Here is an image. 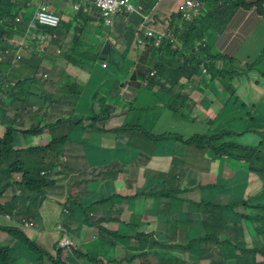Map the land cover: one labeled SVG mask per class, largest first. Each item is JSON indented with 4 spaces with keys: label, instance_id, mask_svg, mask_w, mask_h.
I'll return each instance as SVG.
<instances>
[{
    "label": "crops",
    "instance_id": "crops-1",
    "mask_svg": "<svg viewBox=\"0 0 264 264\" xmlns=\"http://www.w3.org/2000/svg\"><path fill=\"white\" fill-rule=\"evenodd\" d=\"M46 1L62 12L63 20L71 22L70 25L65 24V28L60 32L61 43H64L62 48L64 55L56 56L55 49L52 48L46 61L47 68L50 69L51 81L40 90H44L48 96L37 98L33 109L28 106L27 100L20 96L23 90L15 96L6 95L5 100L0 101V135L4 134L6 126L10 124L18 129H24L36 121L45 123L55 121L63 116L71 118V122L61 123L54 130L46 129L36 136L24 133L15 134L16 146L25 147L29 144H46L53 134L68 133L64 156L61 159L63 166L54 171V183L50 185L49 195L40 208L43 229L41 231L27 229L26 232L45 249L54 251L58 239L63 235L55 230L56 225L60 223L68 230L70 239L74 243V250L81 248L85 252L94 254L100 246H107L108 257L111 261L104 264H160V257L164 254L173 256L172 260L177 264H210L207 258L200 256L198 258L196 254L183 252L177 248L162 249L159 246L150 245L144 240V237L129 240L128 236L115 238L110 236L109 241L101 240L98 238L97 228L90 221L89 228H83L80 231L73 224L64 221L61 207L63 201H69L73 214L84 215V207L110 197L109 200H103L102 206L90 208L91 211L109 209L110 220L103 224L104 227L112 231L120 229L121 233L133 235V227L128 222L136 216L143 223L142 230L146 233H162L159 238L155 236L156 239H160V242L172 246L187 243L189 238L185 234V230L169 231L170 223L167 219L173 223L177 216L160 213L159 209L154 207L161 192L158 185L162 181L161 177H155L153 182L149 178H153V174L160 175L162 171L168 172L173 162H178L184 167L179 175H186L187 172H190L194 182L187 184L188 190L179 191L178 201L172 206L177 211L184 213L189 207V202L192 199H199L200 194L203 193L198 189V185L209 183L200 168L208 156L203 151L186 146L173 138H169L168 143L163 142L156 151L152 149L148 154L145 148V132L131 129L135 123H143L138 121L130 110L131 102L137 95L138 75L131 76L127 73L117 72L113 65H111L113 69L111 75H102L100 57L110 60L114 42L121 50H129V58L136 59L135 27L137 17H132V24L126 23L123 17H118L115 26L108 29L100 24L96 15L84 14L80 16L76 14L66 0H63L61 4H56L54 0ZM181 1L158 0L152 12L157 16L167 15L175 11ZM198 2L199 0L194 1L195 6L190 11L195 19L201 15ZM78 16L88 20L79 37L83 46H78L76 42L75 27ZM87 30H91L93 33L89 39L83 41L81 36ZM112 38H116V41H112ZM239 42L241 45L235 44ZM87 44H91L88 55L81 56L80 53L86 51L85 45ZM216 46L234 55L236 60L254 59L252 79L249 78L247 81L249 87H244L243 93L245 94L248 89L251 90L249 100L256 104L255 111L259 110L264 115V17L253 11H239L218 36ZM64 72L75 76L80 83L81 91L76 96L77 103L74 108L68 104L66 98L61 97L59 91V87L64 84L62 79ZM20 74H23V70L20 71ZM222 79L221 76H216L212 79L207 78L209 81H205L198 75L190 78L182 76L179 83L183 87L180 89L176 86L175 89L183 90L196 101V105L186 111H191L193 115L205 119L214 118L222 107V101L230 95L220 86ZM119 85H121V90H118ZM158 89L159 86H154V90ZM2 95L3 92H0V97ZM104 97H106L105 101ZM104 102L110 107L106 120L101 119V105ZM148 103L152 105L150 118L151 121L156 122L157 130H173V125L168 124V119L173 113L162 108L160 100L152 93H149ZM95 115L99 116L92 122L91 117ZM125 119H128L125 126L112 128L114 122ZM75 120L79 121L73 125L72 122ZM147 126L152 128L151 123H146L145 127ZM157 130H155L156 133ZM81 142L90 147L92 154L90 156L82 155L86 158L78 160L79 157L71 155V153L80 147ZM231 163L234 166L236 164L234 161ZM227 164H229L228 161L224 162L219 158L218 171L220 174L230 177L233 175V171ZM102 165L108 166V170L103 176L97 177L91 173V170H98ZM141 168H151L152 173L136 176L137 171ZM255 176V174H250L247 189L238 196L249 198L256 193L250 188L252 183L255 184ZM148 184L149 188L145 189L142 195L136 198L133 196ZM193 187H196L197 190L192 191ZM10 196L11 193L8 191L1 202L9 201ZM122 196L130 197V200L121 201L120 197ZM212 198L220 200L216 195H213ZM27 205V202L18 203L16 208L18 211H23ZM162 214L164 217L160 218ZM14 219L20 221L19 218ZM0 221L3 222L1 217ZM0 232V241H10V236L7 233ZM247 241L251 242L250 236H247ZM210 244V242H206L205 247H209ZM128 249L141 254L131 261L120 262V259L127 257ZM64 253L70 254V258L74 260L71 250H65ZM257 258H264V256L258 255ZM33 261L34 259L32 261L19 260V263L34 264Z\"/></svg>",
    "mask_w": 264,
    "mask_h": 264
},
{
    "label": "trees",
    "instance_id": "trees-1",
    "mask_svg": "<svg viewBox=\"0 0 264 264\" xmlns=\"http://www.w3.org/2000/svg\"><path fill=\"white\" fill-rule=\"evenodd\" d=\"M31 1L0 0V51L11 45L9 40L14 35L21 34L25 30V23H17L15 17L20 10L32 11L29 6ZM86 1L93 2L94 0ZM224 1V13L218 16L212 14L210 19L208 13L202 10L198 18L183 23L182 27L177 30L181 42L179 48L176 47V41L164 40L154 51V54L148 59L140 61L129 58L126 50H121L116 42L113 43L114 49L110 57L113 68L117 72L138 75L137 95L131 102L130 110L137 120L143 123H135L131 129L145 132V148L148 154L152 149L156 151L163 142L168 143L170 138L169 131L157 130L156 122L151 121L152 105L148 103L149 93H153L161 100L166 98L163 100L164 103L180 112L190 102L187 94L174 91V86L179 85L181 76H191L201 72L206 76L224 75L227 79L232 80L239 74L236 69V57L217 47L216 40L239 11H253L259 15L264 13L263 1L237 0L238 6H233V0ZM218 2L219 0H212V3ZM56 11L63 16L59 9L56 8ZM30 15L27 13L25 20H28ZM76 21V42L78 46H83L79 37L88 20L78 16ZM205 38L208 41L204 45ZM235 44L241 45L240 42ZM85 47H87L86 54L89 52L91 44H87ZM20 70L18 69V71ZM153 70L155 72H152ZM36 72V69L33 68L28 76H19L18 87L22 88L24 82ZM67 78L70 79L69 76ZM166 82H169L171 87H167ZM154 86H159V90L153 91ZM8 93L11 96L16 95V92L12 91H8ZM250 93V89L245 92L244 102L249 100ZM235 103L234 100L227 105L229 109L227 114L217 117L214 123L218 126L214 131L195 135L186 140L188 144H194L198 148L207 147L210 150V157L200 166L209 185L200 188L203 193L200 194L199 199H192L189 202L187 212L177 211L172 206L178 201L179 191L188 190L187 184L194 182L191 173L179 175L184 167L178 162H173L168 172L162 171L160 175L153 174L154 180L155 177L160 176L164 181L158 183L162 190L154 207H157L160 213L177 216L174 222L175 230L183 225H191L186 230V234H190L191 239L182 247V250H189L198 256L208 257L211 259V264H256V255L258 253L264 255V138L251 145L240 142L239 136L251 130L252 127L248 126L241 110L233 108ZM146 123H151L152 128L145 127ZM259 123H264V119ZM40 131L39 128L30 130L32 133ZM13 135L14 130L8 128L6 134L0 137V196L9 186L15 184L13 174L23 173V182L19 186L24 193L21 197H15L14 200L21 203L29 202L27 211L32 212L34 206L40 205L51 190L52 181L48 176L43 175L42 171L51 170L54 172L63 166L61 159L64 156L63 143L66 140V135L55 137L46 146H30L24 149L14 147ZM224 154L245 160L248 170L256 172L255 184L250 185L251 190L256 191L254 195L249 198L238 196L244 192L247 186V171L240 168L235 177L231 179H225L219 173L218 160L220 155ZM107 170L108 166L102 165L98 170H91V173L100 177ZM151 173V168H141L137 171L136 176H145ZM191 190L196 191L197 188L193 187ZM213 195L219 197L221 202L212 201L210 196ZM61 207L65 222L73 224L78 231L89 228L90 223L87 216L73 214L68 200L63 201ZM244 224L255 238L252 247H248L244 240ZM0 228L8 230L18 241L38 248L18 228L2 226ZM220 237L224 239L220 240ZM206 240H213L217 244L218 250L206 252L203 245ZM171 247L176 248V246ZM15 254V247L0 244V264H17ZM172 259L173 256L164 255L161 257V264H167Z\"/></svg>",
    "mask_w": 264,
    "mask_h": 264
},
{
    "label": "clouds",
    "instance_id": "clouds-1",
    "mask_svg": "<svg viewBox=\"0 0 264 264\" xmlns=\"http://www.w3.org/2000/svg\"><path fill=\"white\" fill-rule=\"evenodd\" d=\"M191 1L192 3H189ZM195 0H182L178 5L175 11L170 12L167 15L164 16H157L155 13L152 12V9L157 4L158 0H118V5L114 6L113 3H111L110 6H108L106 9H103L101 6L97 4V0H94L93 2H88L86 0H66L67 4L72 8V10L80 15L83 16L86 15H96L100 21V24L104 28L111 29L115 26V22L118 17H123L124 21L128 24H132V17H137L136 20V27H135V40H136V59L137 60H145L148 59L152 54H154V51L159 48L161 43L164 40L167 41H176V47H181V42L179 41L178 32L177 30L182 27L183 23L185 22H191L195 19V17L191 14V9L195 6L194 4ZM263 6H264V0ZM56 4H61L63 0H54ZM202 3L203 0H199L198 2V8L202 12ZM31 10H20L15 20L17 23H25V30L21 34L14 35L9 41L11 45L7 47L4 50L0 51V92L5 93L6 95H10L8 91L16 92L15 94H20V91L23 90L20 94V96L24 97L27 100L28 106L30 108H34L36 105L37 98H46L48 94L44 92V90H40L41 88H45L46 84L51 81V75H50V69L47 68L46 61L48 56L50 55L51 49L54 48L56 52V56L64 55L63 52V46L64 43H61L60 38V32L63 28H65V22L63 20V16L59 14L56 9L49 4L46 0H32L29 3ZM43 8L47 9L48 12H50L52 15L59 18L57 22H54L52 19L49 20V22L43 23L40 20L41 12ZM95 10V12H93ZM31 14L30 18L28 20H25L26 14ZM261 17H264V13L260 14ZM112 41H116V38H112ZM208 41L207 38L204 39V45ZM127 54H129V50H127ZM81 56H87L88 53L85 54V51L80 53ZM99 59V57H98ZM100 68L102 70L103 76H109L113 73L112 66L110 64V60L105 57H100ZM240 65L244 68V71L239 72L237 76L230 80L227 79L224 75L221 76L222 82L221 85L224 90L228 91L230 93L229 97L222 101V107L219 110L218 114L214 118H202L197 115H193V113L190 111H186V109H191V107H194L196 105V101L191 98V96L184 92L183 90H176L175 87L178 86L180 89L183 87L182 84L179 83V85L174 86L175 93H184L189 96L190 102L187 106H184L182 108V111H176L170 106L166 105L163 100L158 97L162 104V108H165L166 110L173 113V115L168 119V124L173 125V130L169 131L170 138H173L174 140H179L180 142L184 143L186 146L192 147L198 151H203L206 153L208 157H210V150L206 148H198L194 144H188L186 143V140L189 139L192 136L195 135H201V134H208L212 131H214L218 124H215L214 121L217 119L218 116L227 114L229 103L232 101H236L234 105V109L241 110V114L245 115V120L247 121L248 126H251L252 129L248 130L244 133H242L239 136L240 142L244 144H256L259 142L262 138H264V123H259L264 119V115L260 113L258 110L255 111L256 104L251 102L250 100L247 102H244L243 96V88L249 87V84L247 81L249 78L252 79L251 72H252V66L254 65V59L250 58L247 60H236V66ZM36 69V73L32 74L29 80L24 82V86L22 88L18 87V81H12L13 77L18 74V77H24L25 75H29L31 69ZM18 69L23 70V74H20V71ZM152 72H155L153 70ZM15 73V75H14ZM198 75L202 78L207 80V78L212 79L216 76H206L202 74L201 72L192 74L191 76H186L188 78ZM67 76L70 77L67 78ZM132 76V75H131ZM182 77V76H181ZM180 77V78H181ZM62 79L64 81V84L59 87V91L61 94V97L66 98L69 105H71L73 108L75 107L77 103L76 96L81 91L80 83L78 79L71 75L68 72L62 73ZM167 87H171V84L169 82H166ZM228 85V86H227ZM27 87V89H25ZM216 87H219L218 85H215ZM227 86V87H226ZM65 89V90H63ZM118 90H121V85L118 86ZM159 90V89H158ZM154 90L153 91H158ZM153 94V93H152ZM154 95V94H153ZM156 96V95H155ZM106 100V97H104V101ZM102 113H101V119L106 120L109 114L110 107L106 105V103H102L101 105ZM99 115H95L91 117V121L94 122L93 119L98 118ZM254 120H251V119ZM176 120H182L187 122H194L199 123L204 126L202 130H195L188 135L183 134V132L177 130L175 127L177 125ZM79 120L73 121V125L77 124ZM64 122H71L70 116H63L59 119L51 122H41L36 121L31 126L24 128V129H18L13 124L7 125L5 132L3 135H0V137H3L8 128H12L14 130V147L16 149H24L28 148L30 146H46L48 145L55 137H60L66 135V140L63 143V149L65 151V143L68 140V133H62V134H53L51 139L46 144H29L25 147H17L15 143V134L16 133H24L29 134L32 136H36L38 134L43 133L46 129H49L50 131L54 130L55 127L59 126L61 123ZM94 124V123H93ZM39 128L41 129L40 132L32 133L30 130ZM220 159H223L224 162H229L227 166L233 171V175L230 177H226L223 175V178L225 179H231L234 178L237 171L242 168L243 170L247 171V186L249 184V176L250 174H255L256 172L248 170V164L243 159H238L235 157H231L229 155H220ZM232 161H234L236 164L235 166L232 165ZM53 171H47L43 170L42 174L48 176L49 180L52 181L50 185L54 183L53 179ZM13 181L15 184L13 186H9L2 196H0V217L3 219V222L0 221V226L2 227H13L18 228L22 232L26 234L28 239L39 248L32 247L28 243H24L21 241H18L17 238L13 237L11 233L8 230L0 228V231L7 233L10 236V241H0V244L7 245L10 247H15L16 249V263H19V260H33L34 264H38L37 258L35 255H31L29 257H21L20 251L28 247L34 251H37L40 253V257L44 264H104L110 262V258L108 257V247L107 246H100L94 254H91L90 252H85L81 248H78L74 250V243L70 239L68 230L62 225L57 224L55 227V230H57L58 233H62V237L58 239L57 246L54 249V251H49L45 249L41 244H39L36 239L31 237L26 230L30 229L32 231H41L43 229L42 227V218L40 213V208L43 204V202L46 200H42L40 205H35L32 212L27 211V207L23 211H18L16 208V205L21 202H15V197H21L24 193L22 188L19 186L20 183L23 182V173H15L13 174ZM209 185H198V189L202 188L203 186ZM149 184L147 187H145L142 190H139L136 192L133 196L136 198L144 193V190L149 188ZM160 186V185H159ZM247 186L245 190L247 189ZM161 190L162 187L160 186ZM201 190V189H200ZM244 190V192H245ZM10 191L11 196L9 201H6L4 203L1 202V199L4 198L5 194ZM121 196V195H120ZM121 201L123 200H130V197L122 196L120 197ZM110 197H106L104 199H101L100 201L94 202L90 204L89 206L84 207V215L87 216L90 223L95 225L98 231V238H101V240L109 241V237H117V236H128L129 240L131 238H138L144 237V240L146 242H149L150 245L153 246H159L162 249L165 248H171V249H179L183 252H189V250H182V247L189 243L191 237L190 234H186V230L191 225H183L180 226L178 229L185 230V234L189 238V241L187 243H183L180 245H173L176 246V248H172V245H168L164 242H160V239H156L155 236L158 238L162 236V233H146L142 230V224L140 222V218L133 217L131 221L128 222L129 225L133 227L134 233L133 235H129V233L124 234L120 232V229L117 231H112L106 227H104L103 224L108 222L110 220V211L109 209L105 210H99V211H91L90 208L102 206L103 200H109ZM210 199L214 202H221L220 200H214L212 196H210ZM198 203V202H197ZM190 205V203H189ZM188 209L185 211L187 212ZM14 218H19L20 221H15ZM167 221L170 223L169 225V231L176 232L178 229H174V222L171 223L169 219ZM185 227V229H184ZM245 227V237L244 240L247 243L248 247L253 246V242L255 238L247 228V226L244 224ZM161 234V235H160ZM247 236L251 237V242L247 241ZM1 237V232H0ZM67 237L70 240V245H63L62 240ZM223 237H220V240H223ZM100 240V239H99ZM143 240V241H144ZM210 242L211 244L209 247H205V243ZM162 244H165V246H162ZM204 248L206 249V252H212L213 250H218L217 244L214 243L213 240H206L203 243ZM212 246V247H210ZM69 249V250H68ZM72 251L74 255V260L70 258V254H65L64 251ZM141 253H135L134 251L128 249L127 250V257L125 259H120V262L124 261H131L136 256L140 255ZM193 254V253H191ZM167 255V254H164ZM163 255V256H164ZM197 255V254H196ZM258 255H262L258 253L256 255V258ZM169 256V255H167ZM264 256V255H262ZM87 259L85 260V258ZM162 257V256H161ZM160 257V261H161ZM202 257V256H200ZM204 257V256H203ZM210 261L211 259L208 257H205ZM105 261V262H104ZM161 264V263H160Z\"/></svg>",
    "mask_w": 264,
    "mask_h": 264
},
{
    "label": "rangeland",
    "instance_id": "rangeland-1",
    "mask_svg": "<svg viewBox=\"0 0 264 264\" xmlns=\"http://www.w3.org/2000/svg\"><path fill=\"white\" fill-rule=\"evenodd\" d=\"M202 10L204 12H207L210 19H211V15L215 14L216 16H218L219 14L224 13L225 10V1L224 0H219L218 3H212V0H205L202 3ZM233 6H238L237 4V0H233ZM65 24L70 25L71 22L64 20ZM92 31L91 30H87L84 34H82L81 39L83 41H86L87 39H89V36L92 35ZM237 71L242 72L244 71V68L242 66H240L239 64L236 66ZM18 74L15 75L12 79V81H18ZM6 98V94L3 93V95L0 97V101H4ZM177 121V125H176V129L183 132V134L188 135L189 133L195 131V130H202L204 128V126L202 124L199 123H194V122H187V121H182V120H176ZM128 123V119L122 120L120 122H114L112 124V128L115 127H121V126H125ZM63 152V151H61ZM92 154V150L90 149L89 146L85 145L83 142H81L80 147L78 149H76L74 152L71 153V155H81L79 156V158H77L78 160H82V155H87L90 156ZM149 180L151 182L154 181V179L151 177L149 178ZM162 182H164L162 180ZM27 204H29L27 202ZM179 207V206H178ZM152 216V215H149ZM164 214L160 215V218H163ZM31 255H35L37 258V262L38 264H44L42 259L39 258L40 257V253L37 251H34L28 247L23 248L20 251V256L21 257H29ZM198 258H200L199 256H197ZM256 264H263L264 263V258H256L255 260ZM167 264H177L176 261L174 260H170Z\"/></svg>",
    "mask_w": 264,
    "mask_h": 264
},
{
    "label": "built area",
    "instance_id": "built-area-1",
    "mask_svg": "<svg viewBox=\"0 0 264 264\" xmlns=\"http://www.w3.org/2000/svg\"><path fill=\"white\" fill-rule=\"evenodd\" d=\"M111 3L114 4V6H117L118 5V0H97V4L99 6H101L103 9H106L108 6L111 5ZM189 3H192L191 1H189ZM53 20L54 22H57L59 20L58 17L52 15L50 12H48L47 9L43 8L42 12H41V16H40V20L43 22V23H46V22H49V20ZM70 240L65 237L63 240H62V244L63 245H70Z\"/></svg>",
    "mask_w": 264,
    "mask_h": 264
}]
</instances>
